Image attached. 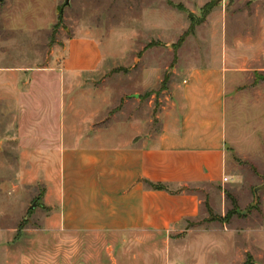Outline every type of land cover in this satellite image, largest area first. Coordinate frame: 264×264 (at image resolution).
<instances>
[{
  "label": "rangeland",
  "instance_id": "1",
  "mask_svg": "<svg viewBox=\"0 0 264 264\" xmlns=\"http://www.w3.org/2000/svg\"><path fill=\"white\" fill-rule=\"evenodd\" d=\"M35 1L47 21L32 27L19 14H5L7 4L0 2V264H264V189L254 193L264 185V143L258 148L255 142L262 135L264 110L244 99L233 114L231 103L225 104L228 140L233 124L239 136L235 143L242 147L228 154L227 181L218 190L189 188L201 201L200 214L176 230L113 239L61 232L48 220L50 210L42 201L41 166L47 157L36 154L46 145L39 137L56 134L62 124L61 101L68 96L59 101L60 86H77L88 99L109 96L111 108L93 126L115 125L117 138V122L151 113L144 107L150 94L143 88L154 84L156 70L169 77L182 62L178 56L212 53L216 47L203 40L216 42L222 34L228 41L246 38L244 28L255 31L257 24L264 29V0ZM191 21L193 29L184 36ZM86 30L100 40L103 69L58 80L46 68L50 49ZM149 44L154 45L146 48ZM254 74L249 83L264 84V73ZM42 84L50 92L41 91ZM44 104L51 110L45 111Z\"/></svg>",
  "mask_w": 264,
  "mask_h": 264
},
{
  "label": "crops",
  "instance_id": "2",
  "mask_svg": "<svg viewBox=\"0 0 264 264\" xmlns=\"http://www.w3.org/2000/svg\"><path fill=\"white\" fill-rule=\"evenodd\" d=\"M2 1L5 14H19L30 27L47 21L44 7L35 0ZM253 26L255 31L244 28L246 38L228 41L222 34L216 42L203 40L216 49L183 60L178 56L182 62L172 67L169 77L156 70L154 84L143 88L150 94L144 107L151 113L142 120L117 122V138L115 125L93 126L111 108L109 96L88 99L77 86H60L59 101L61 95L68 96L61 101L62 124L56 134L39 137L46 145L36 152L47 157L41 166L46 186L42 201L56 229L85 239H113L176 230L182 221L199 216L201 201L189 188L218 190L228 178V154L242 149L235 143L233 124L228 140L225 104L231 103L232 114L243 99L264 110V84L249 83L255 72L264 73V29ZM103 61L100 40L86 30L53 45L46 68L65 81L98 73ZM38 88L50 92L43 84ZM44 106L51 110L50 104ZM261 133L255 141L258 148L264 143V126Z\"/></svg>",
  "mask_w": 264,
  "mask_h": 264
},
{
  "label": "trees",
  "instance_id": "3",
  "mask_svg": "<svg viewBox=\"0 0 264 264\" xmlns=\"http://www.w3.org/2000/svg\"><path fill=\"white\" fill-rule=\"evenodd\" d=\"M168 4H169L170 6H172V7H174V8H176V9L180 10V11H183V9L181 8L180 5L175 6V5L172 4L171 2H168ZM208 8H209V7H208ZM192 29H193V25H192V21H191V23H190V27H189V31L186 32V33H184V36L187 35L188 33H190ZM182 41H183V38H181L180 40H178L177 44H174V45H173L174 49H176L177 46H178ZM153 45H154V44H149L148 46H146V48L151 47V46H153ZM263 80H264V78H263ZM256 81H257V80L255 79V82H256ZM257 82H258V81H257ZM257 82H256V83H257ZM163 87H164V84H162V87H161V88H163ZM146 186L149 187V188H151V189H155V190H167V188H166L165 186H163V185H152V184H148V183H146Z\"/></svg>",
  "mask_w": 264,
  "mask_h": 264
},
{
  "label": "water",
  "instance_id": "4",
  "mask_svg": "<svg viewBox=\"0 0 264 264\" xmlns=\"http://www.w3.org/2000/svg\"><path fill=\"white\" fill-rule=\"evenodd\" d=\"M0 1H1V0H0ZM222 1H223V0H216V3H220V2H222ZM259 189H264V185H261V186L255 188V189H254V193H257V191H258ZM31 207H33V206H31Z\"/></svg>",
  "mask_w": 264,
  "mask_h": 264
},
{
  "label": "built area",
  "instance_id": "5",
  "mask_svg": "<svg viewBox=\"0 0 264 264\" xmlns=\"http://www.w3.org/2000/svg\"><path fill=\"white\" fill-rule=\"evenodd\" d=\"M223 181L226 182L227 180L224 178Z\"/></svg>",
  "mask_w": 264,
  "mask_h": 264
}]
</instances>
